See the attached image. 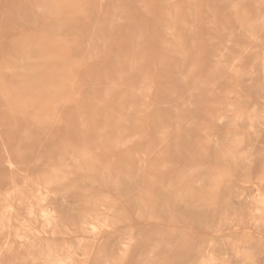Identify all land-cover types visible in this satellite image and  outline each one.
Here are the masks:
<instances>
[{"label": "rangeland", "instance_id": "obj_1", "mask_svg": "<svg viewBox=\"0 0 264 264\" xmlns=\"http://www.w3.org/2000/svg\"><path fill=\"white\" fill-rule=\"evenodd\" d=\"M48 249L264 264V0H0V264Z\"/></svg>", "mask_w": 264, "mask_h": 264}, {"label": "bare ground", "instance_id": "obj_2", "mask_svg": "<svg viewBox=\"0 0 264 264\" xmlns=\"http://www.w3.org/2000/svg\"><path fill=\"white\" fill-rule=\"evenodd\" d=\"M110 209V208H109ZM114 210V209H113ZM106 211V210H105ZM112 212V211H111ZM52 213V212H51ZM109 213V212H108ZM55 220V219H54ZM60 221V220H59ZM108 225H109V222H108ZM107 225V226H108ZM115 227V226H114ZM55 228V227H54ZM68 229V228H67ZM69 230V229H68ZM62 231V230H61ZM104 231V230H103ZM106 231H107V229H106ZM104 233V232H103ZM100 247V246H99ZM49 250V249H48ZM47 250V251H48ZM96 250V249H95ZM126 250V249H125ZM50 252H46L48 255H49V257H54V259L55 260H57V263L56 264H68V260L66 259V258H62L61 256H59V255H56L55 253H53L52 251H51V249L49 250ZM126 251H128V250H126ZM129 251H130V249H129ZM128 251V252H129ZM122 254V253H121ZM120 254V255H121ZM53 255H55V256H53ZM128 255V254H127ZM121 257V256H120ZM123 257V256H122ZM125 258V257H124Z\"/></svg>", "mask_w": 264, "mask_h": 264}]
</instances>
